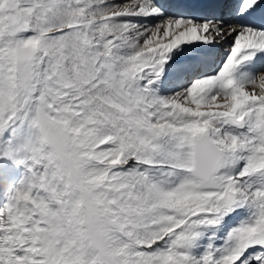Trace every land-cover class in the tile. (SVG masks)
<instances>
[{
  "label": "snow or ice",
  "instance_id": "obj_1",
  "mask_svg": "<svg viewBox=\"0 0 264 264\" xmlns=\"http://www.w3.org/2000/svg\"><path fill=\"white\" fill-rule=\"evenodd\" d=\"M0 264H264V0H0Z\"/></svg>",
  "mask_w": 264,
  "mask_h": 264
}]
</instances>
